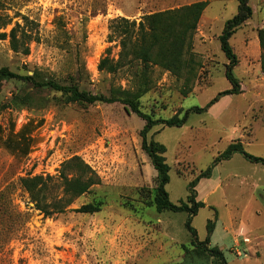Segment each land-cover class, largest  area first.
Listing matches in <instances>:
<instances>
[{
  "label": "rangeland",
  "instance_id": "1",
  "mask_svg": "<svg viewBox=\"0 0 264 264\" xmlns=\"http://www.w3.org/2000/svg\"><path fill=\"white\" fill-rule=\"evenodd\" d=\"M197 1L209 4L194 37L195 77L187 81L156 66L152 87L140 98L142 110L156 118L182 116L232 88L226 77L229 60L219 36L227 20L237 14L238 0H0V15L10 21L2 30L8 33L19 22L20 34L24 27L34 37L29 55L14 52L9 38L0 40V67L21 74L41 68L56 79L80 69L82 88L93 93L136 89L140 81L134 68L126 66L116 74L98 68L109 47L111 56L119 58V39H109L112 20L140 21L146 14ZM250 4L252 18L230 39L239 59L234 73L240 92L221 97L206 112H192L183 126L158 125L150 133L167 147L171 180L166 188L175 203L187 199L190 181L207 170L230 143L242 142L250 154L264 158V59L258 36L264 28V0H250ZM186 81L191 88H185ZM22 85L18 79L3 81L0 104ZM51 98L46 107L0 109V264L182 262L185 246L193 247L192 233L185 225L188 213H160L147 204L155 194L157 170L142 148L145 120L122 102L62 105ZM28 122L27 133L35 143L27 156H16L4 140L11 128L17 132ZM74 155L91 165L101 183L76 199L65 213L47 217L34 208L19 179L57 176L62 163ZM218 165L196 187L198 194L223 180L213 196L220 213L212 242L224 238L229 264H264V165L241 153ZM97 200L104 202L99 212L74 210ZM244 208L250 232L239 236L238 254L232 250L235 245L230 236L235 235L236 226L232 231L228 212L237 216ZM216 211L214 206L203 207L193 218L200 240L206 238L208 221L215 219ZM226 225L231 228L229 234ZM209 261L196 257L192 264Z\"/></svg>",
  "mask_w": 264,
  "mask_h": 264
},
{
  "label": "trees",
  "instance_id": "2",
  "mask_svg": "<svg viewBox=\"0 0 264 264\" xmlns=\"http://www.w3.org/2000/svg\"><path fill=\"white\" fill-rule=\"evenodd\" d=\"M238 12L227 20L223 32L219 36L222 50L229 63L226 65V77L232 84V88L221 91L207 106H195L186 110L181 116L177 114L171 118H156L154 115L142 110L140 98L152 87V71L158 66L164 71H169L178 78L185 77L187 81L194 78L196 67L194 66V37L199 26L201 17L207 8L208 1H197L180 7L156 11L146 14L142 20H129L119 17L112 20L109 36L110 41L119 39L121 50L119 58L111 56V48H107L106 55L98 64L100 71L116 74L122 68L129 66L135 69L134 75L139 78L136 89L122 87L112 88L110 95L93 93L81 86V72L76 69L69 72L64 79L48 76L41 68L33 69V73L21 74L14 72L8 66L0 67V91L5 80H20L22 87L13 92L12 97L0 104V109L22 110L25 108L46 107L53 99L59 104H83L92 105L97 103L122 102L129 109L137 113L145 120L141 130L142 148L148 154L151 163L157 170L155 194L147 204L155 206L162 213L172 211L175 213L186 212L188 218L186 227L192 233V248L185 246L186 255L178 264H192L198 258L208 259L209 264H229L224 250L217 244H212V237L216 228L218 211L215 219H210L207 224V236L204 240L197 237V230L193 226V218L205 203L197 199V183L212 174V170L223 160L230 159L235 153H241L252 162H261L264 158L250 154L242 142L230 143L224 152L219 154L213 164L202 171L196 178L190 181L189 194L186 200L175 203L171 200L166 185L170 182V170L166 157L167 147L165 144L150 137L152 130L158 126H183L187 123L192 112L203 113L208 111L221 97L237 94L240 92V82L234 73L239 59L230 42L236 31L244 25L254 14L250 0H238ZM27 20V23L30 20ZM10 24L9 20L0 15V40L9 38L11 49L23 55L30 54V41L34 40L32 34L22 28L18 22L10 32L2 29ZM260 45L264 59V28L258 30ZM78 56V53H77ZM191 57V58H190ZM264 65V62H263ZM84 66V65H83ZM186 81L185 88L189 83ZM187 93V90L183 91ZM52 94V95H50ZM30 122L15 132L11 128L4 140L5 146L16 156H27L30 153L35 138L27 133ZM22 188L29 193L34 208L47 217L65 213L75 203L76 199L91 191L101 183L97 172L81 156L74 155L62 163L60 173L54 175H26L19 179ZM104 202L97 200L82 204L74 210L80 213L94 214L101 211ZM26 218L28 213H25Z\"/></svg>",
  "mask_w": 264,
  "mask_h": 264
},
{
  "label": "crops",
  "instance_id": "3",
  "mask_svg": "<svg viewBox=\"0 0 264 264\" xmlns=\"http://www.w3.org/2000/svg\"><path fill=\"white\" fill-rule=\"evenodd\" d=\"M249 22H247V24H248ZM218 167V169H219V165H217L215 168H217ZM214 173V172H213ZM221 181H223L222 179L219 181V182H217L216 183V185H215V187L214 188H212V189H209V190H204V191H198V194H197V197H198V200H200V201H202V202H204L205 203V206L204 207H207V206H214L216 209H217V211H218V213H220V211H219V209H218V207L216 206V201L213 199V196H214V194H216V193H218V191L216 190V187H219V186H222L221 185ZM224 191L222 190L221 191V193H223ZM220 193V192H219ZM262 196L264 197V194H262ZM221 197L223 198V197H226V195H221ZM211 200H213V201H211ZM228 203V200H226L225 201V204H227ZM203 208V207H202ZM244 210H245V208L243 209V210H241L242 212H241V214L240 213H238V215L236 216V215H234V214H232V210L231 211H229L228 213H229V223L230 224H232V231H233V228L235 227L236 228V230L234 231V236H230V237H233V243H234V245H235V247H233L232 248V250L234 249V251L236 252V253H240L241 251H240V249H238L237 247L238 246H240L241 244H240V241H239V236L240 235H243V236H245V237H247V232L249 231L250 232V230H249V228L247 227V223H246V221H245V214H244ZM225 230H227V232H228V234L231 232L230 230H231V228H229V226L228 225H226L225 226V228H224ZM230 229V230H229ZM223 240V241H222ZM245 241H247V242H250V240L248 239V238H245ZM219 242H223L222 243V245L220 246L223 250H224V252H225V249H227V244H226V242L224 241V238H216L215 239V241H214V238H213V242H212V244H217V245H219L218 243ZM237 246V247H236ZM250 250V249H249ZM225 255H226V253H225ZM227 257V256H226Z\"/></svg>",
  "mask_w": 264,
  "mask_h": 264
}]
</instances>
